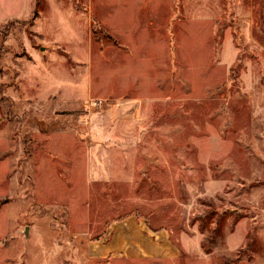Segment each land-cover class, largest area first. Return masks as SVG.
<instances>
[{
  "label": "rangeland",
  "instance_id": "374dc122",
  "mask_svg": "<svg viewBox=\"0 0 264 264\" xmlns=\"http://www.w3.org/2000/svg\"><path fill=\"white\" fill-rule=\"evenodd\" d=\"M0 264H264V0H0Z\"/></svg>",
  "mask_w": 264,
  "mask_h": 264
},
{
  "label": "crops",
  "instance_id": "0c3cea01",
  "mask_svg": "<svg viewBox=\"0 0 264 264\" xmlns=\"http://www.w3.org/2000/svg\"><path fill=\"white\" fill-rule=\"evenodd\" d=\"M112 237L97 247L96 253L123 255L128 259L173 260L176 249L165 234L153 233L144 223L128 218L112 228Z\"/></svg>",
  "mask_w": 264,
  "mask_h": 264
}]
</instances>
